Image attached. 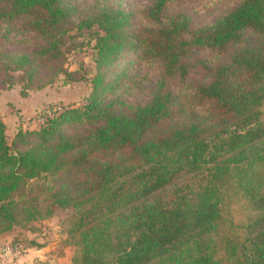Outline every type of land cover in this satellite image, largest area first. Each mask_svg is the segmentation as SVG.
<instances>
[{"label": "trees", "instance_id": "obj_1", "mask_svg": "<svg viewBox=\"0 0 264 264\" xmlns=\"http://www.w3.org/2000/svg\"><path fill=\"white\" fill-rule=\"evenodd\" d=\"M80 35L95 40L86 102L11 143L0 119V235L59 207L74 264H264V0H0L3 72L32 77ZM145 66L152 98L129 103L116 92Z\"/></svg>", "mask_w": 264, "mask_h": 264}, {"label": "rangeland", "instance_id": "obj_2", "mask_svg": "<svg viewBox=\"0 0 264 264\" xmlns=\"http://www.w3.org/2000/svg\"><path fill=\"white\" fill-rule=\"evenodd\" d=\"M89 3L90 0H82ZM149 0H123L124 6L131 8L147 4ZM217 13L216 8L205 9L196 19V24L209 21ZM38 43L36 39L15 43L8 46L13 52H31ZM95 40L78 36L77 40L68 41L62 46L65 50L60 60H50L39 67L32 77L25 69H0V119L7 126L9 142L13 141L20 128L24 130L38 129L46 120L47 114L54 110H62L69 106H79L86 102L92 92V78L97 72L92 56V45ZM203 54H197L201 58ZM194 62V61H191ZM134 62L132 69H139ZM148 78L140 84L125 88L123 84L116 94H120L129 103L145 104L152 98V86L157 72L149 66ZM203 68L201 64L193 66L191 78L201 80ZM145 74V72L143 73ZM114 94V93H113ZM233 216L241 218L242 210L236 203L232 204ZM71 209L56 208L55 213L43 219L32 221L29 226H15L9 232L0 235V264H74L71 256L74 248L65 244L67 238V218ZM14 239L18 244H13ZM31 241V242H30ZM9 245L11 250H6ZM16 248L19 249L16 252ZM64 254L60 255V251ZM40 252V255H33ZM27 254H29L27 256Z\"/></svg>", "mask_w": 264, "mask_h": 264}, {"label": "built area", "instance_id": "obj_3", "mask_svg": "<svg viewBox=\"0 0 264 264\" xmlns=\"http://www.w3.org/2000/svg\"><path fill=\"white\" fill-rule=\"evenodd\" d=\"M5 249H6V250H8V251H10V250H11V247H10L9 245H7ZM15 250H16V252H18V251H19V249H18V248H16Z\"/></svg>", "mask_w": 264, "mask_h": 264}, {"label": "crops", "instance_id": "obj_4", "mask_svg": "<svg viewBox=\"0 0 264 264\" xmlns=\"http://www.w3.org/2000/svg\"><path fill=\"white\" fill-rule=\"evenodd\" d=\"M36 254H37V255H40V252H36V253H35V254H33V255H36ZM28 255H29V254H27V256H28Z\"/></svg>", "mask_w": 264, "mask_h": 264}]
</instances>
